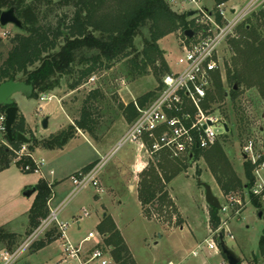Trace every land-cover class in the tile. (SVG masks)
I'll return each mask as SVG.
<instances>
[{"label": "rangeland", "instance_id": "rangeland-1", "mask_svg": "<svg viewBox=\"0 0 264 264\" xmlns=\"http://www.w3.org/2000/svg\"><path fill=\"white\" fill-rule=\"evenodd\" d=\"M25 1L29 4L35 0ZM62 1L51 0L52 8L43 7V10L56 9L50 13L51 21H55L57 16L62 13L69 14L74 11L72 6H65L60 9L58 7L57 9V4ZM247 1L234 0L226 2V4L228 7L232 5L242 6ZM197 2V5H194L190 3V0L168 1L172 9L178 14L198 9L217 12L218 6L215 0H197ZM191 21L189 19V22ZM198 29L201 32L203 27ZM20 32L21 30L12 25L0 26V62L7 57L12 46V37ZM236 35L238 34L235 30L221 50L224 70L220 78L228 95L210 104L211 109L223 117L224 113H229L232 108V100L229 96L232 88L226 79L225 65L232 67L235 54L231 51L229 40ZM184 44H187V41L181 30L159 42L160 47L165 52V59L170 71L177 69V62L184 53ZM136 46L142 50L141 39L136 40ZM127 72L126 61L117 62L110 70H96L89 79L75 90H70L69 86L74 82L77 75L70 78L65 77L62 80L61 88L48 93L47 95L51 97V100L45 102H41L40 98H27L21 93L13 96L14 102L20 108V114L24 118L25 116L28 118V123L25 118L26 130L32 132L35 138L42 140L58 133L61 128L68 129L70 125L80 119V111L84 101L91 92L99 90L103 94V98L100 97L95 102L99 113L96 116L98 126L93 136L77 130L75 138L71 139L62 151L39 148L35 151L37 159L46 161L44 173L47 175L49 170L55 172L53 179L62 176L69 177L77 169L80 170L83 167L81 165L86 162L97 163L109 158L99 174L103 192L99 193L95 188L88 187L69 199L74 187L68 186L63 189H56V198L51 196V199H54L50 203V212L62 208L59 221L69 223V240L78 244L90 232L99 229L98 222L106 215L105 218H111L114 224H117V229L121 230L122 238L124 237V242L126 241L131 250L130 256L133 263L130 262V264H166L170 261L176 264H226L221 251L216 254L215 251L207 248V241L217 239L219 234H223L225 243L241 259V263L252 264L257 261L258 264H264V256H260L259 253V242L264 230V197H258L261 207L253 206L249 190L246 189L249 178L245 175V166L250 161L246 157V147L252 146L255 153L264 154V101L260 98L257 90H247L242 87L241 94L237 99V102H240L244 109L246 119L249 121L243 131L238 130L234 120L230 121L224 118L230 127V131L220 137L212 148L204 152L206 155H213L221 149L226 161L231 166L232 173L242 181L244 188L224 196L213 178L204 153L196 156L193 161L184 162L186 168L182 169L170 183L166 184V190L183 218V223L176 225L175 216L171 215V208H165L163 213H159L155 211V207H157L155 204L151 209V217L147 218L144 215L138 198L142 181L141 174L144 168L140 173L134 174L131 164L134 162L135 150L132 145H126L120 150H115L133 123L126 121L121 105L125 107L131 102H136L149 92L158 94L160 84L166 74L159 80H156L152 75L130 79ZM212 93L216 94L214 88ZM62 109L65 110V113ZM67 116L70 118V123ZM46 117H49L48 129L42 127V121ZM25 136L29 139V135L25 134ZM5 145L11 149L8 142ZM13 150L15 154L17 150L15 148ZM170 165L169 167L172 168ZM11 170H17V166L14 164ZM260 173L264 178V169ZM40 177L35 173H27L26 175L31 183L38 181ZM200 182L212 187L214 195L220 199L223 208H225L217 214L219 219L217 228H213L211 225V207L205 201V190L199 184ZM21 199L28 200L33 205L36 195L32 194L30 197H22ZM84 208L89 212L87 217L83 215ZM259 212L262 213L261 218ZM79 218H81V229L77 230L74 222ZM171 218L173 221L169 224L168 221L172 220ZM13 223L14 230L24 234L22 223L20 221ZM23 223H25V218ZM10 229L8 226L5 227L6 231H10ZM50 231L49 234H45L29 247L25 246L30 235L25 234L18 248L13 251L7 249V242H0V248L3 247L4 249V252L0 251V264H54L60 259L62 251L56 228L53 227ZM104 235L107 239L110 233H104ZM41 243H45L47 246L36 250V245ZM198 247L202 249L197 250ZM14 256L15 258H13Z\"/></svg>", "mask_w": 264, "mask_h": 264}, {"label": "trees", "instance_id": "trees-1", "mask_svg": "<svg viewBox=\"0 0 264 264\" xmlns=\"http://www.w3.org/2000/svg\"><path fill=\"white\" fill-rule=\"evenodd\" d=\"M216 5L225 4L231 0H215ZM51 0H35L27 3L25 0H0V15L4 10L15 9L17 17L22 22L21 32L11 39V48L4 61L0 62V84L15 81L32 85L34 93L32 98H40L60 89L65 77L77 75L69 89L75 90L89 79L98 69L110 70L117 62L126 61L127 75L130 79H137L152 75L156 80L170 72L165 59V52L159 42L165 37L181 30L198 32L195 22H189L187 13L178 14L169 5L168 0H63L57 4L59 7L72 6V13H62L55 21L50 20L53 9ZM217 21L221 17L217 13ZM264 7L253 12L242 24L236 28L238 35L229 40L231 51L235 56L232 67L225 65L226 79L231 86L230 97L232 108L224 113L225 119L234 120L239 131L249 121L244 115L241 103L237 102L244 87L247 90L256 89L264 101ZM185 37V35H184ZM142 40V50L136 46L137 39ZM186 38V37H185ZM188 38H186L187 40ZM238 89L235 90V86ZM162 82L160 84V89ZM214 95L210 92L204 108L211 109V103L222 99L226 90L217 74L214 78ZM158 94L149 92L140 97L138 101L127 106L121 105L128 123H132L138 116L136 104L144 106L153 101ZM103 94L99 90L91 92L84 101L80 111V119L76 120L68 129H63L47 139L39 140L32 132L25 128V118L18 115L13 126V133L29 135V144L8 141L9 149L0 142V172L9 168L13 163L21 168L33 164L30 158L24 156L22 161L15 163L14 148L20 150L27 145L32 152L36 149L62 150L68 142L75 138L76 131H84L94 135L98 126V107L95 102ZM15 106L17 104L15 103ZM7 106H0V117L5 115ZM230 131V127H229ZM213 147V146H212ZM211 147V148H212ZM210 149V148H209ZM208 150V149H206ZM206 150L197 151L193 158L178 159L169 154H163L142 172V181L138 191V198L147 218L151 217L152 207L157 204L155 211L163 213L165 208H171V215L176 219V225L183 223L179 211L166 190V184L186 168L184 162L193 161L196 156ZM205 154V153H204ZM213 178L224 196L236 193L244 188L242 181L232 173L231 166L226 161L221 149L213 155H206ZM264 158L259 160L263 162ZM258 163V164H259ZM96 163L87 166L82 172H88ZM169 164H171L169 167ZM258 164L249 161L245 166V175L249 178L246 189L249 190L253 206L259 208L261 203L252 193ZM184 165V166H183ZM200 176V175H199ZM55 184L41 180L35 187L37 193L35 202L29 213V227L26 235H30L39 227L41 221L49 214V200L53 194ZM220 210L211 207V225L217 228ZM172 219V218H171ZM169 220L168 223H172ZM101 233H110L106 243L114 247L113 256L118 264H130L133 260L130 250L124 242L122 235L111 218H104L98 225ZM51 231L48 232V234ZM21 236L0 229V242L6 243L8 250L18 248ZM36 250L47 246L45 243L37 244ZM260 256H264V230L259 242ZM252 264H258L254 261Z\"/></svg>", "mask_w": 264, "mask_h": 264}, {"label": "built area", "instance_id": "built-area-1", "mask_svg": "<svg viewBox=\"0 0 264 264\" xmlns=\"http://www.w3.org/2000/svg\"><path fill=\"white\" fill-rule=\"evenodd\" d=\"M190 3L197 5L198 2L190 0ZM263 6L264 0H248L240 7L221 4L216 13L198 9L199 13L189 19L203 29L201 32H195L192 39L186 40L187 44H184V53L177 62V69L163 77L157 97L144 107L136 104L138 116L115 150L132 145L137 161L145 169L151 161L163 154L178 159L193 158L197 151L211 148L220 137L226 135L228 132L224 124L228 126V123L214 109L206 110L204 104L213 89L215 76L223 75V45L240 24ZM217 13L221 22L217 21ZM40 100L49 101L51 97L42 95ZM5 121L6 115L1 116L0 142L7 144ZM245 151L246 157L253 164H258L259 160L264 158V154L255 153L252 146L246 147ZM24 156L30 158L33 164L24 165L20 170L43 177L46 161L35 159L33 152L27 145H23L15 152L14 162L22 161ZM108 160L109 158L100 160L88 172L81 171L73 175L71 182L74 190L69 199L88 187L95 188L99 193L103 192L99 174ZM262 169L264 161L259 163L255 170L256 181L252 193L257 197H264V178L260 173ZM49 175L53 176V171H49ZM61 210L62 208H59L51 212L41 222L26 241L25 247L33 245L54 227L62 251L60 259L54 264H118L113 256L114 247L106 243V235L98 230L90 232L78 244L72 243L68 238L69 223L59 221ZM83 215L89 214L83 211ZM74 224L77 230L81 229L79 219ZM217 240L218 238L207 241V248L219 254ZM201 249L198 247L197 250ZM166 264L176 263L170 261Z\"/></svg>", "mask_w": 264, "mask_h": 264}, {"label": "crops", "instance_id": "crops-1", "mask_svg": "<svg viewBox=\"0 0 264 264\" xmlns=\"http://www.w3.org/2000/svg\"><path fill=\"white\" fill-rule=\"evenodd\" d=\"M232 1H234V0H231L230 2H232ZM232 6L238 7L239 5H232ZM19 110H20V108H19ZM62 111H63V113H65L64 109H62ZM67 117H68V122H69L70 118H69V116H67ZM25 118H26V121L28 123L27 116H25ZM62 129L63 128H61V130ZM35 151L36 150L33 151V157L35 159H37L35 156ZM60 151H62V150H60ZM133 160H134V162H133V164H131V168L133 169L134 174H138L142 171V169L144 167L142 164H140V162L137 161L136 154L134 155ZM93 163H96V162L84 163L83 165H81L83 167H81L80 170L77 169L69 177H63L62 176L60 178L53 179L55 176V172L53 170H49V171H53V176L49 175V173H47V175L44 173L43 177H40L38 179V181H36V182L34 181L32 183L28 180V178H26L27 173H23L20 170V168L17 167V170H11L14 163L9 168L1 171L0 172V229L5 230V227L8 226L9 229H10V227H11V229H10V231L5 230L6 232L15 233V234L21 236V238L23 236H25V234L28 231V227H29V213H30V210H31L33 205H31V203L28 202V200H22L21 199L22 197H25V198L27 197L24 195V193L26 191H29V190H34L33 194L37 195V193L35 191V187L38 185V183L41 180H45L50 184H55V186L53 188L52 196H54V198H56L57 197L56 189L59 190V189H63V188L68 187V186L72 188L73 184H71L72 183L71 177L73 175L77 174L78 172H81L83 169H85L87 166H89ZM48 177H50V178H48ZM128 187L130 188V186H128ZM73 190H72V192H73ZM54 191H55V193H54ZM53 199L49 200V203H48L49 210H50L51 200H53ZM83 211H87V209L84 208ZM50 214H51V212H50ZM88 214H89V212H88ZM85 217H87V216H85ZM105 217L101 218L98 223L100 224L102 219H104ZM24 218H25V223H23ZM79 220H80V226H81V218H79ZM16 221H20L22 223L21 225L24 228V234H21V233L16 232L14 230L12 224H14L13 222H16ZM119 231L121 232L120 229H119ZM121 235H122V232H121ZM21 240H23V238ZM125 243H126V241H125ZM126 245L128 246L127 243H126ZM128 248H129V246H128ZM129 250H130V248H129ZM0 251L4 252L3 247L0 248Z\"/></svg>", "mask_w": 264, "mask_h": 264}, {"label": "water", "instance_id": "water-1", "mask_svg": "<svg viewBox=\"0 0 264 264\" xmlns=\"http://www.w3.org/2000/svg\"><path fill=\"white\" fill-rule=\"evenodd\" d=\"M199 10H192L187 12V16L193 17L197 15ZM12 25L15 28L21 30L22 29V22L17 17L14 8H10L5 10L0 15V26L6 27ZM185 37L188 39H192L195 36V32L193 30H186L184 33ZM238 89V86H235V90ZM17 93L23 94L27 98H32L34 93V88L32 85L15 82V81H7L0 84V106H7V110L5 112L6 121H5V131H6V138L10 142H20L22 144H29L30 140L22 133L14 134L13 133V126L17 122L18 115H19V107L15 106V102L13 100V96ZM228 94H226L227 96ZM42 127L44 129L49 128V117H46L42 121ZM226 132H229V127L227 124H224ZM205 190V201L206 203L217 210H222L223 206L220 202V199L214 195L212 187L206 183H199ZM34 193V190H29L24 193L25 196L30 197ZM262 213L259 212V217L261 218ZM106 216V215H105ZM217 244L221 251L222 256L227 261V264H241V259L236 255V253L227 246L225 243V239L223 234H219Z\"/></svg>", "mask_w": 264, "mask_h": 264}]
</instances>
